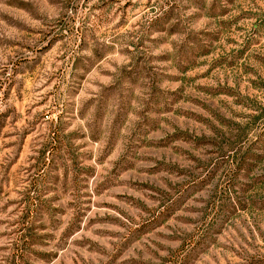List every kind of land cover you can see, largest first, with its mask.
<instances>
[{
  "label": "rangeland",
  "instance_id": "374dc122",
  "mask_svg": "<svg viewBox=\"0 0 264 264\" xmlns=\"http://www.w3.org/2000/svg\"><path fill=\"white\" fill-rule=\"evenodd\" d=\"M0 264H264V0H0Z\"/></svg>",
  "mask_w": 264,
  "mask_h": 264
}]
</instances>
